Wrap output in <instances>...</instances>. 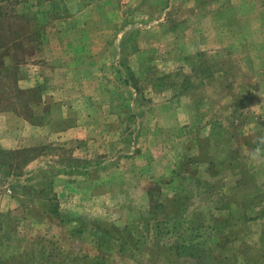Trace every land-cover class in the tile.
<instances>
[{"label": "rangeland", "instance_id": "obj_1", "mask_svg": "<svg viewBox=\"0 0 264 264\" xmlns=\"http://www.w3.org/2000/svg\"><path fill=\"white\" fill-rule=\"evenodd\" d=\"M28 1L0 0V264H264V0ZM43 16L74 70L23 88ZM51 116L88 136L14 146Z\"/></svg>", "mask_w": 264, "mask_h": 264}, {"label": "crops", "instance_id": "obj_2", "mask_svg": "<svg viewBox=\"0 0 264 264\" xmlns=\"http://www.w3.org/2000/svg\"><path fill=\"white\" fill-rule=\"evenodd\" d=\"M73 19H77V16H73ZM57 19H49L46 23V33L45 38L40 37L39 32H34L33 34L30 33H23L19 37V44L21 45L20 52L25 56L22 58L19 62V66L23 72L22 76L20 77L19 83L20 86L23 88H34V89H41L43 88V84L47 83L50 88V81L54 82V78H57L58 76L62 78V80L68 81V75L72 70H74V67H71L68 63L69 56L68 54L69 50L66 49V46H58L59 41L56 40L55 35L59 33L67 32V21H70L69 18L63 19V28L62 31H57L56 28H54V22ZM87 20H84V22ZM83 22V24H84ZM29 34V35H28ZM65 34V33H64ZM68 34V33H67ZM66 35V34H65ZM23 50V51H22ZM64 54V55H63ZM59 56V57H58ZM74 58V56H73ZM107 81V76H103ZM109 77V76H108ZM61 80V79H60ZM54 84L51 85L53 88ZM53 92H48L47 97L43 98L41 95L40 101L44 102L47 98H50L52 101H56L53 94ZM63 98H59L58 101L62 103H66L68 106V109L71 110V105L73 100L69 99L67 95H63ZM71 115L67 110H65L62 115H59V119L61 122L65 121L67 122L68 119H70ZM81 119L88 120L92 115H90V112H84L82 116H80ZM75 118V117H74ZM52 116L49 118V122L45 121L39 122V123H32L28 120L22 119L20 129L18 130L17 138L10 137V138H4L6 141H10L12 139L15 144L18 142L19 144L24 143L25 146L29 142L27 140H31V134H34V144H38L40 141V133L43 132V130L50 134L51 136H54L52 141H59L62 142L66 141L69 138L75 137L80 139H86V136H88L89 131L87 132L86 128L84 127V122H77L76 125L73 123H68V125H64L61 128L54 126V120ZM53 123V124H52ZM64 136L66 138H64ZM138 144H136L137 146ZM121 147V146H119ZM134 146H132L133 148ZM122 150V148H119ZM118 149V150H119ZM128 153V154H127ZM122 153L123 157L119 159L118 164H122L124 156L126 158H129L130 153L125 152ZM58 184L64 183V182H70L68 179V175L66 174H59L56 177ZM68 184V183H67ZM64 196V195H63Z\"/></svg>", "mask_w": 264, "mask_h": 264}, {"label": "trees", "instance_id": "obj_3", "mask_svg": "<svg viewBox=\"0 0 264 264\" xmlns=\"http://www.w3.org/2000/svg\"><path fill=\"white\" fill-rule=\"evenodd\" d=\"M19 2H21L22 4H24L25 6L26 5H28V3H29V1L27 0H24V1H20V0H18ZM49 19H51V18H47V17H45V16H43L41 19H36L37 20V25H35L34 26V29H33V31H30V34H33L34 32H39L40 33V37H42V38H45V33H46V23H47V21L49 20ZM32 22H33V20H32ZM37 26H39V27H37ZM29 33V32H28ZM29 35V34H28ZM53 200V196L52 197H50V198H48V201H52ZM46 212H48V214H59L60 213V211H59V207H55V209H54V212L55 213H53V211H51V210H47ZM263 214H264V212H263ZM81 222V229H85V230H90L91 231V229L90 228H84L83 226H84V224H86V223H83L82 221H80ZM107 229V228H106ZM93 231H95V229H93ZM101 231V230H100ZM104 232H110L109 230H103ZM207 259H213V256L211 255V256H209V257H206Z\"/></svg>", "mask_w": 264, "mask_h": 264}, {"label": "clouds", "instance_id": "obj_4", "mask_svg": "<svg viewBox=\"0 0 264 264\" xmlns=\"http://www.w3.org/2000/svg\"><path fill=\"white\" fill-rule=\"evenodd\" d=\"M261 142H264V139H262ZM251 158L254 161L264 163V159H261L260 156H259V150L258 149L256 150V152L254 154H251Z\"/></svg>", "mask_w": 264, "mask_h": 264}]
</instances>
